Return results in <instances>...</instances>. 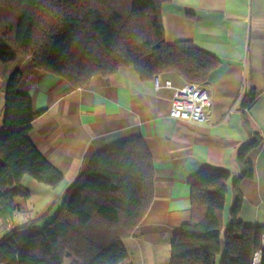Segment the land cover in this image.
Returning <instances> with one entry per match:
<instances>
[{
    "label": "trees",
    "instance_id": "16d2710c",
    "mask_svg": "<svg viewBox=\"0 0 264 264\" xmlns=\"http://www.w3.org/2000/svg\"><path fill=\"white\" fill-rule=\"evenodd\" d=\"M173 0H0V264H121L128 259L123 240L145 218L154 199V166L141 139L108 147L94 155L86 171L66 192L55 219L40 232L22 233L23 213L16 198H28V176L55 187L63 180L32 144L38 117L32 100L17 92L20 66L32 60L40 71L74 87L133 67L144 80L167 73L205 85L219 65L216 57L190 41L168 45L162 5ZM255 100L254 92L249 105ZM258 137L239 154L245 157ZM227 171L206 167L191 179L192 221L171 244L172 264H253L262 249L263 227H245L238 218L241 198L224 231ZM238 182V181H237ZM264 264V250L262 260Z\"/></svg>",
    "mask_w": 264,
    "mask_h": 264
},
{
    "label": "crops",
    "instance_id": "0c3cea01",
    "mask_svg": "<svg viewBox=\"0 0 264 264\" xmlns=\"http://www.w3.org/2000/svg\"><path fill=\"white\" fill-rule=\"evenodd\" d=\"M161 14L168 45L190 41L219 61L205 84L212 99L206 121L193 124L170 116L172 92L164 83H183L176 73L144 80L133 67H123L76 88L26 60L17 92L29 97L38 113L29 138L63 180L52 187L24 177L30 196L15 199L23 209L17 223L30 224L22 233L40 232L55 219L67 190L95 154L132 139H141L152 157L154 199L123 240L128 259L121 264H172L175 235L192 221L191 179L206 167L230 173L223 230L239 197L243 225L264 228V0H173L162 5ZM258 137L260 143L245 157L253 177L241 178L245 169L239 154Z\"/></svg>",
    "mask_w": 264,
    "mask_h": 264
},
{
    "label": "built area",
    "instance_id": "2783aa9c",
    "mask_svg": "<svg viewBox=\"0 0 264 264\" xmlns=\"http://www.w3.org/2000/svg\"><path fill=\"white\" fill-rule=\"evenodd\" d=\"M156 86L159 87L157 80ZM164 87L172 92L170 111L172 118L193 124H202L206 121L207 113L212 106V99L206 85L184 81L176 86L171 80H167ZM261 244L262 249L256 253L253 264L261 263L262 251L264 250V233Z\"/></svg>",
    "mask_w": 264,
    "mask_h": 264
},
{
    "label": "rangeland",
    "instance_id": "374dc122",
    "mask_svg": "<svg viewBox=\"0 0 264 264\" xmlns=\"http://www.w3.org/2000/svg\"><path fill=\"white\" fill-rule=\"evenodd\" d=\"M163 75V74H162ZM161 76V75H160Z\"/></svg>",
    "mask_w": 264,
    "mask_h": 264
}]
</instances>
